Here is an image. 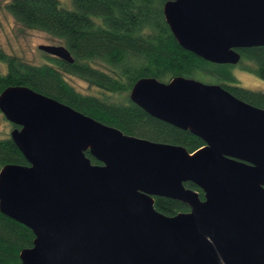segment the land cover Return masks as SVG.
<instances>
[{
    "label": "water",
    "instance_id": "obj_1",
    "mask_svg": "<svg viewBox=\"0 0 264 264\" xmlns=\"http://www.w3.org/2000/svg\"><path fill=\"white\" fill-rule=\"evenodd\" d=\"M162 12L208 63L235 67L236 50L264 47V0H167ZM38 49L74 62L63 46ZM129 100L204 146L124 135L28 88L0 94L27 162L0 170V213L34 235L21 264H264V109L185 78L139 80ZM154 198L188 211L167 217Z\"/></svg>",
    "mask_w": 264,
    "mask_h": 264
},
{
    "label": "trees",
    "instance_id": "obj_2",
    "mask_svg": "<svg viewBox=\"0 0 264 264\" xmlns=\"http://www.w3.org/2000/svg\"><path fill=\"white\" fill-rule=\"evenodd\" d=\"M10 0L7 11L21 26L46 33L62 42L73 58L67 64L47 57L34 66L4 54L0 63V94L10 87L28 88L124 135L155 143L181 146L189 153L204 143L185 132L151 118L129 100L142 79L168 83L185 78L219 85L237 99L264 109V94L241 87L234 75L239 68L264 81V47L238 49L237 66L208 63L183 50L163 17L167 0ZM73 77L93 93H81L66 80ZM1 114V113H0ZM13 128V126H12ZM93 165H100L88 153ZM27 166L9 137L0 139V170ZM187 189L202 193L191 183ZM155 209L167 217L187 212L176 201L155 198ZM34 235L24 225L0 213V264H21L20 253L30 249Z\"/></svg>",
    "mask_w": 264,
    "mask_h": 264
},
{
    "label": "rangeland",
    "instance_id": "obj_3",
    "mask_svg": "<svg viewBox=\"0 0 264 264\" xmlns=\"http://www.w3.org/2000/svg\"><path fill=\"white\" fill-rule=\"evenodd\" d=\"M68 4V1L61 0ZM10 0H0V50L8 55L17 57L28 64L41 66L50 57L39 51L40 46H63L62 42L46 33L27 29L18 24L7 11L6 5ZM6 66L0 63V72H5ZM234 75L238 84L250 91L264 94V81L242 69L235 68ZM67 82L81 93H93L86 84L76 78L67 77ZM12 125L0 114V139L9 137Z\"/></svg>",
    "mask_w": 264,
    "mask_h": 264
},
{
    "label": "flooded vegetation",
    "instance_id": "obj_4",
    "mask_svg": "<svg viewBox=\"0 0 264 264\" xmlns=\"http://www.w3.org/2000/svg\"><path fill=\"white\" fill-rule=\"evenodd\" d=\"M154 200H155V198H154Z\"/></svg>",
    "mask_w": 264,
    "mask_h": 264
}]
</instances>
